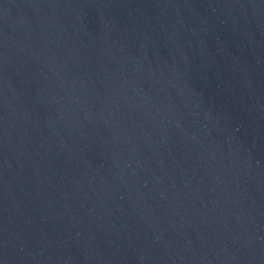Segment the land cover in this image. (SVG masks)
Listing matches in <instances>:
<instances>
[{
  "label": "water",
  "instance_id": "water-1",
  "mask_svg": "<svg viewBox=\"0 0 264 264\" xmlns=\"http://www.w3.org/2000/svg\"><path fill=\"white\" fill-rule=\"evenodd\" d=\"M0 264H264V0H0Z\"/></svg>",
  "mask_w": 264,
  "mask_h": 264
}]
</instances>
